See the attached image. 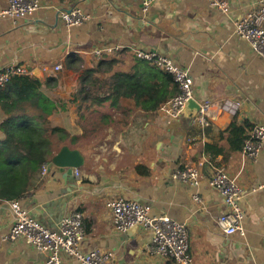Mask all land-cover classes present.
<instances>
[{"label": "crops", "instance_id": "0c3cea01", "mask_svg": "<svg viewBox=\"0 0 264 264\" xmlns=\"http://www.w3.org/2000/svg\"><path fill=\"white\" fill-rule=\"evenodd\" d=\"M226 1L229 14L207 0H157L146 14L138 0H41L40 7L25 18L0 16V68L13 62L24 64L30 76L42 83L39 106L26 105V110L46 115L72 135L88 131L75 95L78 69L91 67L100 57L95 51L108 46H122L106 58L129 62L126 69L140 64L133 55L136 48L171 56L188 68L194 97L214 102L210 124L202 127L193 120L196 112L189 110L171 119L160 107L143 110L131 97L104 101L91 110L103 116L104 139L84 147L67 145L82 157L79 175L67 176L52 161L47 162L45 173L41 166L36 168L18 199L24 210L50 228L65 213L79 211L84 228L81 248L112 252L115 264H175L150 253L149 231L115 230L107 201L133 199L149 205L151 215L186 224L195 264H264V188L260 187L264 143L254 159L242 149L232 150L227 134L220 136L232 115L219 107L225 99L234 100L239 103L238 123L264 124V59L232 29V20L252 0ZM72 6L83 9L88 20L66 26L59 11ZM5 7L0 0V10ZM56 64L61 68L54 70ZM175 90L170 84V97ZM5 116L0 100V122ZM206 143L216 147L214 152L205 153ZM187 163L198 165V187L172 178L174 170ZM218 168L246 191L240 200L242 234H225L216 222L227 210L218 190L208 183ZM194 193L199 202L193 199ZM8 201L0 200V236L9 231L13 219ZM0 264H48L47 254L23 239L1 241ZM60 264L79 262L63 255Z\"/></svg>", "mask_w": 264, "mask_h": 264}, {"label": "built area", "instance_id": "2783aa9c", "mask_svg": "<svg viewBox=\"0 0 264 264\" xmlns=\"http://www.w3.org/2000/svg\"><path fill=\"white\" fill-rule=\"evenodd\" d=\"M6 7L0 10V16L12 18H25L35 12L41 5V0H3ZM141 3L142 14L149 11L151 5L157 0H138ZM223 14H229L231 8L226 0H207ZM246 11L232 20L233 32L245 40L252 50L264 59V0H252L242 6ZM59 16L66 26H76L88 20L89 15L80 7L72 6L59 11ZM120 45L108 46L97 49L95 55L112 54L121 48ZM133 55L136 59L146 61L161 71L169 74L178 91L160 106V111L167 117L175 119L185 109V104L190 98H195L192 88V77L188 68L180 66L171 56L136 48ZM61 68L56 64L54 70ZM30 70L19 63H9L0 68V89L6 86L12 76L29 75ZM198 110L193 120L204 127L210 124V112L214 102L205 99L197 100ZM239 103L225 99L220 102L221 110L230 115H235ZM264 143V124L254 125L243 141L242 152L256 158ZM47 163L41 165L45 173ZM264 172V167H263ZM78 176V168L74 169ZM172 178L191 187L200 184L199 168L196 164H185L174 170ZM210 186L216 188L223 198L227 210L217 217V224L225 234H242L241 220L243 211L240 206L241 198L246 194L233 178L223 169L218 168L208 178ZM264 188V182L260 185ZM196 202L200 198L193 194ZM112 214L115 230L124 232L136 225L137 228L150 232L151 254L171 259L175 264H195L189 251V240L186 224L172 219L166 215H151L150 206L133 199L118 197L106 203ZM8 206L13 219L9 231L0 236V242H13L23 239L31 246L47 254L48 264H60L63 255L75 258L79 264H115L113 253L92 249L84 251L81 243L84 239L83 217L79 211L73 210L65 213L55 228H50L24 210L18 199L9 200Z\"/></svg>", "mask_w": 264, "mask_h": 264}, {"label": "trees", "instance_id": "16d2710c", "mask_svg": "<svg viewBox=\"0 0 264 264\" xmlns=\"http://www.w3.org/2000/svg\"><path fill=\"white\" fill-rule=\"evenodd\" d=\"M109 55L102 54L91 67L78 69L80 75L75 95L82 105L94 108L109 99L131 97L143 110L153 111L179 90L169 74L150 63L137 59L140 64H133L128 69H113L117 61L106 58ZM104 65L106 71H102ZM103 72H110L108 82L98 81ZM41 84L32 76L18 75L12 76L0 89V100L6 109V116L0 122V200L19 199L27 190L30 173L51 161L54 153L67 145L62 144L66 138L64 129L50 125L43 114L26 110V105L36 109L39 106L37 96ZM170 84L176 88L171 97ZM252 127L247 121L238 123L233 115L220 136L227 134L232 150H238ZM214 148L213 144L204 145L207 154L214 152Z\"/></svg>", "mask_w": 264, "mask_h": 264}, {"label": "rangeland", "instance_id": "374dc122", "mask_svg": "<svg viewBox=\"0 0 264 264\" xmlns=\"http://www.w3.org/2000/svg\"><path fill=\"white\" fill-rule=\"evenodd\" d=\"M108 58H115V57H108ZM118 59L119 58H115L117 63L113 66V69H119V68L126 69L130 65L129 62H127V64H125L126 62L124 63L123 59H121V58H120L121 60H118ZM106 70H107V68L104 65L102 71H106ZM109 73L110 72H108L107 74L104 72H103V74L100 73L98 81L103 82V80H104L105 82H108L109 76H110ZM88 103H90V102H88ZM81 108L83 109L82 110V113H83L82 119L83 120L86 119L85 121L88 123L87 124L88 125V129H87L88 131L86 130L87 132H85V134L82 136H75L69 132V129H66V128L59 126L62 129H64L66 132V138L64 139V141H62V144H67V145H70L72 147L81 145V147H82L83 145H90V144L95 143V142L99 143L104 139L103 135H104L105 124L102 122L103 116L101 115L100 111L99 110L91 111L93 108L91 105L86 107V105L83 104V105H81ZM49 122H50V125H52V126H58V124H55L50 120H49ZM67 122H68L67 120L64 121V123H67ZM84 149H91V148H84Z\"/></svg>", "mask_w": 264, "mask_h": 264}, {"label": "water", "instance_id": "95a60500", "mask_svg": "<svg viewBox=\"0 0 264 264\" xmlns=\"http://www.w3.org/2000/svg\"><path fill=\"white\" fill-rule=\"evenodd\" d=\"M198 101L196 98H190L186 104L184 110H189V112L194 113L198 110ZM183 110V111H184ZM192 115V114H191ZM52 163L60 168L65 169V174L67 176H72L74 169L82 165L83 160L76 149H70L67 145H63L51 159ZM137 230V226L134 225L126 230L127 234L134 233Z\"/></svg>", "mask_w": 264, "mask_h": 264}]
</instances>
